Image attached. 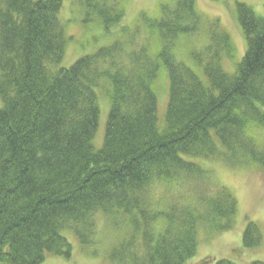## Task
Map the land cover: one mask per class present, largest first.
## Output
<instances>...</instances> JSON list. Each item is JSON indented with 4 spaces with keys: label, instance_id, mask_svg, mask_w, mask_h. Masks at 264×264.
I'll return each mask as SVG.
<instances>
[{
    "label": "trees",
    "instance_id": "obj_1",
    "mask_svg": "<svg viewBox=\"0 0 264 264\" xmlns=\"http://www.w3.org/2000/svg\"><path fill=\"white\" fill-rule=\"evenodd\" d=\"M64 1L0 0V264H44L47 255L69 260L64 232L72 231L81 246L92 245L101 215L128 217L142 233L139 248L131 238L113 259L186 264L197 254L199 226L233 228L237 200L220 188L203 193L197 204L159 211L150 191L182 177L198 179L209 191L211 176L191 158L219 159L264 175V17L236 4L245 53L233 74L216 54L204 67L205 79L176 59V41L199 31L196 0L166 6L149 22L145 44L115 41L63 68ZM83 5L108 32L125 15L119 0ZM222 44L230 48L227 37ZM162 73L169 97L161 123L155 87ZM102 87L111 107L96 151ZM262 239L249 221L243 249ZM200 264L237 263L208 258Z\"/></svg>",
    "mask_w": 264,
    "mask_h": 264
},
{
    "label": "rangeland",
    "instance_id": "obj_2",
    "mask_svg": "<svg viewBox=\"0 0 264 264\" xmlns=\"http://www.w3.org/2000/svg\"><path fill=\"white\" fill-rule=\"evenodd\" d=\"M178 1L180 0H119L120 7L122 5L124 7L123 21L117 29L108 32L95 15L87 17L83 0H65L59 15L67 38L65 57L61 66L69 68L80 58L92 55L103 47L112 46L115 41L127 44L132 40L134 44H145L150 33L149 22L158 20L166 6H173ZM196 3L200 15L199 31L180 37L176 41L173 47L176 59L193 68L200 78L205 79L204 67L215 61L216 54L220 57L219 62L223 70L233 74L245 53V44L236 21V4H246L259 16L264 17V0H196ZM225 37L230 44L228 50L221 48ZM154 48L153 51L157 52L159 47ZM160 75L155 88L159 98V118L162 123L168 105L169 82L164 73ZM98 96L101 114L94 140L96 151L103 146L111 107L107 87L99 89ZM1 107L0 98V109ZM261 134L264 138V132ZM187 160H192L207 170L213 186L209 187V191H202L205 183L199 184L198 179L192 177L189 180L182 177L176 183H155L150 191L151 201L155 207L162 211L177 204L182 206L197 204L203 193L210 195L209 193L220 188H226L237 200L238 214L233 228L228 231L218 232L205 225L199 226L197 254L186 264H200L208 258L215 261L230 259L237 264H250L256 261L264 263L262 171L247 166L233 168L219 159ZM249 221L258 225L263 239L256 248L245 250L242 239ZM96 232L95 241L89 246H81L72 231L64 232V237L72 247L71 258L68 260L64 257L47 255L44 264H130L127 257H122L121 260L112 258L113 251L120 249L131 238H134L136 246L140 247L142 233H136L131 228L128 217L101 215L96 219Z\"/></svg>",
    "mask_w": 264,
    "mask_h": 264
}]
</instances>
